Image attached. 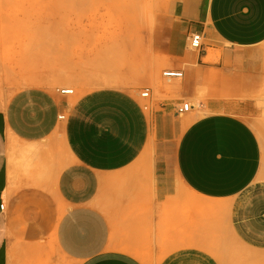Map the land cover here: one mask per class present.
Returning <instances> with one entry per match:
<instances>
[{
	"label": "crops",
	"instance_id": "0c3cea01",
	"mask_svg": "<svg viewBox=\"0 0 264 264\" xmlns=\"http://www.w3.org/2000/svg\"><path fill=\"white\" fill-rule=\"evenodd\" d=\"M162 15L135 73L73 57L0 93V264H264V142L225 106L264 84V0Z\"/></svg>",
	"mask_w": 264,
	"mask_h": 264
},
{
	"label": "rangeland",
	"instance_id": "374dc122",
	"mask_svg": "<svg viewBox=\"0 0 264 264\" xmlns=\"http://www.w3.org/2000/svg\"><path fill=\"white\" fill-rule=\"evenodd\" d=\"M172 1L0 0V93L29 84L30 77L55 76L73 57L91 59L94 75L124 68L135 73L144 64L154 24ZM260 50L264 56V44ZM53 87L72 88V99L82 92L69 83ZM251 98L254 109L247 113L242 103L225 105L226 111L244 114L264 142V84Z\"/></svg>",
	"mask_w": 264,
	"mask_h": 264
},
{
	"label": "built area",
	"instance_id": "2783aa9c",
	"mask_svg": "<svg viewBox=\"0 0 264 264\" xmlns=\"http://www.w3.org/2000/svg\"><path fill=\"white\" fill-rule=\"evenodd\" d=\"M202 33L200 32H192L188 35V37L186 38L187 40V45L188 48L190 50H194V51H199L202 48ZM163 75L166 77H181L182 76V72H178V71H166L163 72ZM58 93L62 94V95H70L73 94L74 90L72 88H67V87H63V88H59L57 89ZM140 97L144 100H148L150 98V93L148 89H144L143 91L140 92ZM192 104L190 102H182L179 105H177L176 108V113L178 115L184 114L189 112L192 109ZM144 108L147 109L148 105L145 104ZM60 119L64 118V115H60L59 116ZM1 208L3 207L2 205L0 206Z\"/></svg>",
	"mask_w": 264,
	"mask_h": 264
}]
</instances>
